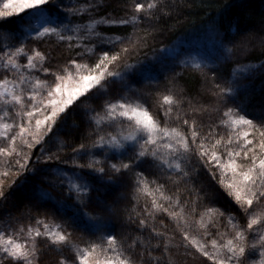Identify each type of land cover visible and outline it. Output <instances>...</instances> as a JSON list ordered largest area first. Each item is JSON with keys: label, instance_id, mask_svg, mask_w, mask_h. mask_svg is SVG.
Returning <instances> with one entry per match:
<instances>
[{"label": "snow or ice", "instance_id": "snow-or-ice-1", "mask_svg": "<svg viewBox=\"0 0 264 264\" xmlns=\"http://www.w3.org/2000/svg\"><path fill=\"white\" fill-rule=\"evenodd\" d=\"M99 7V0H71L68 4L63 0H0V34L25 37L17 46H0V164L8 166L0 176L8 177L13 168L34 173L30 161L34 165L54 163L56 167L46 171L60 177L61 186L81 206L75 219L96 236L80 247L72 243L71 233L61 224L37 218L35 226L13 229L9 225L0 230V264L5 260L9 264H36L37 238L58 249L72 250L71 261L61 264H137L132 253L138 246L140 264H172L173 249L181 247L195 249L212 264H243L246 252L258 249L260 259L252 264H264V123L256 124L241 115L242 105L229 106L245 87L239 81L250 69L233 71L224 84L215 83V75L212 77L216 103L211 111L222 112L220 123L228 130L227 136L216 131L218 125L198 124V115L209 109L194 107L171 90L158 97L154 115L145 106L144 94L126 82L124 72L111 67L126 61L137 51L140 39L146 37L109 35L98 26L131 27L134 34L145 20L160 18L156 12L164 7L161 0H126V14L119 18H95ZM54 8L63 16L54 15ZM84 16L89 18L87 23L73 20ZM11 17L19 22L15 31L3 29L2 22ZM53 39L69 52L74 51L75 56L53 66L49 56L28 46L31 41ZM218 59L227 61L230 57L221 54ZM136 66L123 64L125 71ZM206 66L194 65L197 70ZM114 82L134 96L104 99L100 111L95 107L84 109L90 130L62 159L67 147L64 142L56 151L51 145L68 117L106 95ZM173 123L175 126H170ZM33 149H38L39 155L33 157ZM145 164L154 170V179L137 170ZM204 175L231 197L236 214L225 216L215 207L198 210L202 196L207 195L197 186ZM161 177L163 183L158 182ZM168 181L177 186L172 195L164 193ZM125 185L132 189L130 199L137 202L130 211L124 209L125 219L141 234L127 244L126 237L118 239L113 233L111 219L116 215L114 205L118 200L128 199L112 198ZM181 185L185 186L183 201ZM93 192L98 195L95 212L90 214L83 209L92 202ZM9 195L0 185V199ZM144 196L151 198L150 203L137 210ZM215 217L224 218L231 232H221Z\"/></svg>", "mask_w": 264, "mask_h": 264}, {"label": "rangeland", "instance_id": "rangeland-1", "mask_svg": "<svg viewBox=\"0 0 264 264\" xmlns=\"http://www.w3.org/2000/svg\"><path fill=\"white\" fill-rule=\"evenodd\" d=\"M65 4L71 2V0H63ZM79 3H83V0H78ZM142 2H146V0H142ZM100 7L98 10L94 12L95 18H100L102 16H111V17H124V15H117L115 13L104 12L103 8L106 5L105 0H99ZM55 15V14H54ZM59 16H63V13L60 12ZM88 17L84 16L83 18L74 17L73 20L75 23H87ZM145 20L142 24L146 23ZM264 21V20H263ZM141 24V25H142ZM140 25V26H141ZM139 26V27H140ZM115 29V30H114ZM98 30L105 34L109 35H133L131 27H108V26H98ZM25 37H12L11 39L4 38L0 43V46L7 43L11 46L19 45L21 39ZM221 45L223 47L221 48ZM30 48L35 47L44 52L47 56L51 58L53 66H59L67 62L68 58L71 56H75V52H69L67 47L62 43H57L54 39L49 40L47 42H36L31 41L28 45ZM131 47V46H130ZM231 48L232 51L229 53L227 49ZM78 51V50H77ZM221 54L228 55L230 59L227 61H222L218 59V56ZM236 50L234 48V40L232 38H228L225 36L224 32L218 30L216 27L210 28V30L201 33L198 35H179L175 40H172L167 45L158 46V48H154L150 51H147L145 54H141L137 56V58H132V55H129L125 60H121L117 62V64L112 65V70H117L124 72L126 77V82L131 85L132 88L140 90L144 94L145 100H147V104L145 106L149 107V110L155 115L157 111L156 101L158 97L162 94H168L169 89L166 86L161 84L162 79H167L170 77H175L180 75L183 71L193 70L197 73H205L208 74L210 78L215 75L216 80L215 83L224 84L231 78V73L237 69L241 68H249L250 71L242 74V78L240 79V83L244 85L240 91L239 97L229 103L230 107H235L238 105L243 106V111L240 113L241 115H245L249 118V114L245 112V103L244 97L245 94L248 93L249 90L256 88V78L261 77L264 74V62L263 63H250V62H236L235 61ZM125 62L136 64V68L132 71H125L123 68V64ZM196 63H201L207 65L203 70H197L194 65ZM147 69L148 71H145ZM218 76V77H217ZM263 80V79H262ZM214 84L213 79L211 80ZM172 92V91H171ZM174 96H177L172 92ZM119 95H129L134 96V93H128L123 90V86L119 82L111 83L106 89V95L101 96L99 99L94 102H90L82 106L81 111L84 115V109L89 107H95L98 111H100L99 105L103 103L104 99H113L115 100ZM178 97V96H177ZM215 99L209 105H204V108L209 109L208 112H204L198 115L197 121L198 124H202L205 127L208 124H212L214 126H219L216 128V131L220 133V135L227 136L228 130L225 129L221 125L222 120V112L211 111V109L215 106ZM85 121L87 117L84 115ZM250 119V118H249ZM206 120V121H204ZM204 121V124L202 123ZM89 126V125H88ZM170 126H175V124H171ZM90 130V127L89 129ZM87 129L85 132L88 131ZM59 139V137H58ZM60 146V143L56 140L51 145L52 150L56 151V149ZM35 153V149L32 150V156L35 157L39 155ZM62 157V154H61ZM38 166V167H37ZM56 165L54 163L48 164H40L35 165L34 173H20L16 169H12L9 171L8 177L0 176V185L4 186L6 192L10 193L7 199H0V230L7 229L9 225L12 226L13 229L18 228L19 226H35V220L37 218L45 220L46 223H57L64 225L65 230L71 233L69 239L73 244L79 245L80 247H84L89 241L95 240L96 237H89L87 233L91 235L89 231L84 229L78 221H73L79 213L81 212V206L74 199L71 207L74 209L67 210L60 197H57L56 190L61 188L68 195V191L65 187L61 186V180L58 175H56L53 171H46V169L55 168ZM61 167H63L61 165ZM8 170V166L4 164H0V173ZM138 171H143L149 177V180L154 179L155 177L152 175L154 171L148 164L143 165ZM23 181V183H21ZM158 182H164V178ZM171 182V181H168ZM46 185H53L51 188L46 187ZM55 186V187H54ZM183 186V185H182ZM131 188L127 185L118 189L114 195L113 199L116 197H128V199H120L114 205L116 208V215H114L111 219L114 224L113 233L118 236V239L121 238L119 234V228L116 226V222L119 219L118 212H120L122 203H128L131 205H136L137 202L131 204ZM225 192V191H224ZM103 195V193H99ZM70 195V194H69ZM92 202L88 204L87 208H84V211L89 212L90 214H94L95 212V197L98 193H91ZM226 199L234 201L227 195L225 192ZM73 197L72 195H70ZM148 196H144L139 201V206L137 209L140 210V206L144 203L149 202L150 200L145 198ZM61 200V201H60ZM231 204L228 206L219 205L218 209L225 213V216L228 214H236L235 210L230 211ZM236 209L235 204L233 205ZM130 207V209H131ZM213 206L208 204H201L199 211H204L206 208H212ZM79 208V210L77 209ZM217 208V207H215ZM219 220V230L221 232H231V228L228 225L227 221L221 217H215ZM74 222V225H73ZM165 223H169L168 220H165ZM243 223V221H240ZM116 226V227H115ZM172 225L169 223V229H171ZM215 231V230H214ZM171 235V232L169 233ZM177 235V240L178 239ZM250 236V240H251ZM37 246H38V259L36 264H61L62 261H71V258L74 257V253L69 248H60L58 249L56 246H53L47 242H44L37 238ZM140 247L138 246L133 255V259L140 264ZM186 258L183 259V262H191L194 264V261L197 259L205 260L206 263H210L206 257L202 256L200 253L196 252L195 249L189 247L188 249L179 248L173 249L172 254V264H176L181 261L182 256ZM192 257V259L190 258ZM194 258V259H193ZM260 259L259 250L253 249L246 252L245 257L243 258V264H252L253 261H257ZM212 263V262H211ZM3 264H9L7 260L3 262ZM190 264V263H189Z\"/></svg>", "mask_w": 264, "mask_h": 264}, {"label": "trees", "instance_id": "trees-1", "mask_svg": "<svg viewBox=\"0 0 264 264\" xmlns=\"http://www.w3.org/2000/svg\"><path fill=\"white\" fill-rule=\"evenodd\" d=\"M127 2L130 3V0H127ZM105 3L104 12L115 13L117 15L126 14V0H105ZM161 4L164 6L163 9L156 12V15L160 18L158 20L146 21L134 33V39L144 37L146 39H140L137 51L130 54L132 58H137V56L158 48V46L167 45L179 35L199 36L201 33L210 30V28L216 27L218 30H222L226 37L234 40L236 62H250L253 64L264 62V0H161ZM53 14L58 15L60 11L54 8ZM18 23L16 17L8 18L2 22L3 29L15 31ZM4 38L11 39L12 37L0 34V43ZM211 80L212 78L208 74L187 70L178 76L162 79L161 84L178 97L185 99L186 102L190 101L192 106L199 108L211 104L215 99L212 95L213 83ZM255 81L256 85L258 84L257 87L249 90L244 97L245 112L249 114V118L254 123L262 124L264 123V74L256 78ZM184 106L187 110V103ZM204 121L202 122L203 124ZM86 129L88 130L89 126L84 119L81 109H77L68 117L59 134V139H57L59 143L63 141L67 146L61 153L62 159H66L71 154V146L78 145L80 137L85 133ZM37 153L38 149H35L34 154ZM29 163L35 167L33 161ZM144 174L145 176L148 175L145 172ZM43 184L46 185V183ZM51 186L53 185H46L49 188ZM197 186L207 192V195L202 196L201 204H210L217 208L219 205L228 206L231 204L229 207L230 211L235 210L234 203L226 199L224 190L219 185H216L214 181H210L207 175L200 178ZM57 188H54L56 190L55 195L61 198L64 207L67 210L74 209L71 207L74 204L73 197L69 194L67 195L62 188L61 190ZM176 192V185L171 182L165 183V195H172ZM179 195L181 201H183L185 199V186L181 185L179 187ZM145 198L151 200L150 197ZM135 202L131 200L130 203L133 204ZM122 206L120 212H118L120 217L116 222V226L119 228L118 235L127 238L125 241L127 244L141 234L136 230L134 225L126 222L124 209L127 208L130 211L131 205L122 203ZM77 209L79 210V208ZM73 221L77 220L73 219ZM87 234L91 238L96 237L92 234ZM181 256V261L179 260L176 264H191V262H183V259L186 257L182 253ZM190 258L192 259V257ZM194 264L207 263L200 258L194 261Z\"/></svg>", "mask_w": 264, "mask_h": 264}]
</instances>
